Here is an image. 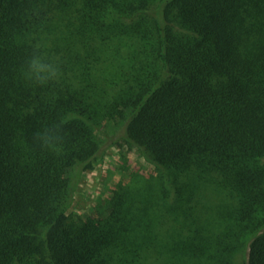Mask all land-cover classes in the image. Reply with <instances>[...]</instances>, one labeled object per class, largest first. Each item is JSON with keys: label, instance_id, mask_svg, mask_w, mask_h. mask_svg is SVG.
I'll return each mask as SVG.
<instances>
[{"label": "trees", "instance_id": "obj_1", "mask_svg": "<svg viewBox=\"0 0 264 264\" xmlns=\"http://www.w3.org/2000/svg\"><path fill=\"white\" fill-rule=\"evenodd\" d=\"M108 126L156 173L70 213ZM0 264H264V0H0Z\"/></svg>", "mask_w": 264, "mask_h": 264}, {"label": "rangeland", "instance_id": "obj_2", "mask_svg": "<svg viewBox=\"0 0 264 264\" xmlns=\"http://www.w3.org/2000/svg\"><path fill=\"white\" fill-rule=\"evenodd\" d=\"M121 133L120 127L108 126L101 130L105 140L104 155L78 179L70 213L85 217L100 200L156 173L155 166L145 158L141 149L126 142Z\"/></svg>", "mask_w": 264, "mask_h": 264}, {"label": "clouds", "instance_id": "obj_3", "mask_svg": "<svg viewBox=\"0 0 264 264\" xmlns=\"http://www.w3.org/2000/svg\"><path fill=\"white\" fill-rule=\"evenodd\" d=\"M61 76L62 71L59 63L55 61L49 62L43 53L33 54L28 62L27 72L25 73V77L28 81L34 82L40 86L57 82ZM40 138L43 144L49 147L53 145L55 139L51 130L42 134Z\"/></svg>", "mask_w": 264, "mask_h": 264}]
</instances>
